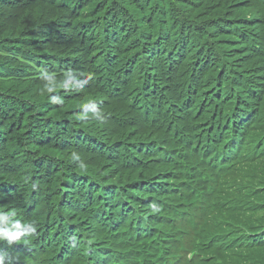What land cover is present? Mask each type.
<instances>
[{
    "label": "trees",
    "instance_id": "16d2710c",
    "mask_svg": "<svg viewBox=\"0 0 264 264\" xmlns=\"http://www.w3.org/2000/svg\"><path fill=\"white\" fill-rule=\"evenodd\" d=\"M0 264H264V0H0Z\"/></svg>",
    "mask_w": 264,
    "mask_h": 264
}]
</instances>
